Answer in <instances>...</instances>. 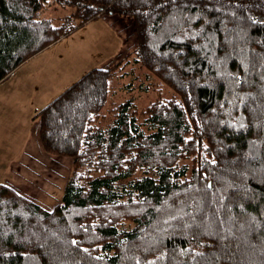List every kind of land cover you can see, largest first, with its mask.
Wrapping results in <instances>:
<instances>
[{
  "label": "trees",
  "instance_id": "16d2710c",
  "mask_svg": "<svg viewBox=\"0 0 264 264\" xmlns=\"http://www.w3.org/2000/svg\"><path fill=\"white\" fill-rule=\"evenodd\" d=\"M51 4L71 10L56 22ZM115 14L134 48L32 115L43 149L71 157L61 199L0 182V264H264V0H0V81ZM130 61L174 95L105 117Z\"/></svg>",
  "mask_w": 264,
  "mask_h": 264
},
{
  "label": "rangeland",
  "instance_id": "374dc122",
  "mask_svg": "<svg viewBox=\"0 0 264 264\" xmlns=\"http://www.w3.org/2000/svg\"><path fill=\"white\" fill-rule=\"evenodd\" d=\"M47 5L41 14L54 17L56 22L59 15L71 10L58 4ZM131 20L116 14L90 20L30 57L10 77L0 81V97L3 95L6 104L13 101L10 111L1 114L0 120V182H3V175L5 181L12 182L23 195L35 201L46 200L50 204L61 199V196L55 197L53 191L58 187L59 177L66 183L71 157L48 153L41 145L40 150L33 149V156L25 154L23 143L27 136L35 135L40 144L38 121L32 115L84 71L112 64L131 51L136 43ZM132 67L131 72L114 80L102 110L105 117L111 115L109 108L128 98L141 109L157 97L174 95L170 87L160 84V80L145 67L130 61L125 70ZM31 105L32 110H29ZM9 141L16 144L12 146ZM42 166L51 168L52 173L47 172L46 177L40 178ZM6 167L8 169L4 170ZM35 177L40 180H34Z\"/></svg>",
  "mask_w": 264,
  "mask_h": 264
},
{
  "label": "crops",
  "instance_id": "0c3cea01",
  "mask_svg": "<svg viewBox=\"0 0 264 264\" xmlns=\"http://www.w3.org/2000/svg\"><path fill=\"white\" fill-rule=\"evenodd\" d=\"M107 16H113V15H107ZM113 19H115V18H113ZM118 59V58H117ZM102 66H107V64L106 65H102ZM19 68V67H18ZM17 68V69H18ZM16 69V70H17ZM90 69V68H89ZM15 70V71H16ZM14 71V72H15ZM13 72V73H14ZM85 72V71H84ZM83 72V73H84ZM12 73V74H13ZM11 74V75H12ZM10 75V76H11ZM9 76V77H10ZM2 97H0V120H1V114H6L7 112H9L10 111V104L11 103H13V101L12 100H10V102L8 103V104H6L4 101H3V95H1ZM32 106L33 105H31V106H29L28 107V109L29 110H32ZM29 116H27L26 118H28ZM26 118H24V122H25V120H26ZM10 143H11V145L12 144H16V143H14L13 141H9ZM39 145H41V144H39V142H38V139L36 138V136L34 135L33 137H31L30 135L29 136H27V138H26V140L24 141V143H23V149H24V152H25V154L26 155H28V157H31V156H33L34 154H33V149H39ZM13 146V145H12ZM40 150V149H39ZM35 164V163H34ZM42 168L45 170V172L44 173H41V175H40V178H42V177H44V176H47L46 175V173L48 172V174L50 175L51 173H52V170H51V168H49V167H47V166H42ZM8 169V167H6L4 170H7ZM3 171V170H2ZM44 175V176H43ZM2 176V181L3 182H6V183H9V184H13L12 182H10V181H8L7 179H6V181L4 180V178H3V175H1ZM40 200V199H39ZM46 201V200H45ZM45 201H37L38 203H40L42 206H44V207H46V208H48V209H51L52 207H53V205L55 204H52V205H50L49 203H47V202H45Z\"/></svg>",
  "mask_w": 264,
  "mask_h": 264
}]
</instances>
